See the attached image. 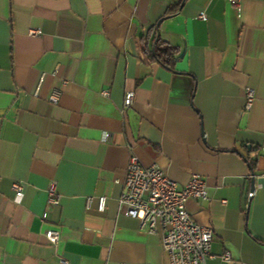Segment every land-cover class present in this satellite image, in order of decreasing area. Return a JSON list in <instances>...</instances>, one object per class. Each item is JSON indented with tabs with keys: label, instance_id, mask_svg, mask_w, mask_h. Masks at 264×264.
<instances>
[{
	"label": "crops",
	"instance_id": "0c3cea01",
	"mask_svg": "<svg viewBox=\"0 0 264 264\" xmlns=\"http://www.w3.org/2000/svg\"><path fill=\"white\" fill-rule=\"evenodd\" d=\"M263 145L264 0H0V264H169L119 211L131 154L206 179L187 203L214 233L206 264H264Z\"/></svg>",
	"mask_w": 264,
	"mask_h": 264
},
{
	"label": "built area",
	"instance_id": "2783aa9c",
	"mask_svg": "<svg viewBox=\"0 0 264 264\" xmlns=\"http://www.w3.org/2000/svg\"><path fill=\"white\" fill-rule=\"evenodd\" d=\"M241 16L242 0H228ZM198 18L206 20L207 16L201 13ZM32 37L40 35V31L31 30ZM68 84L67 81L63 85ZM61 90L57 89L50 97V102L57 103ZM108 96V91L103 92ZM135 98L134 92H128L124 101V108H129ZM245 111L252 110L256 101V90L246 87L244 91ZM108 136V135H107ZM264 150V145H263ZM254 178V176L252 175ZM14 200L20 203L24 197V186L21 182L12 185ZM256 190L249 194L255 197ZM208 200L206 179L195 174L190 181L181 186L168 177L158 165L144 166L140 159L131 154L126 169V177L123 183V191L119 198V211L139 222L142 230L148 234H160L163 249L168 257L169 264H206L213 258L211 249L214 241V233L210 227H204L195 222L187 210L189 200ZM90 202V201H89ZM226 204V201H223ZM61 205V196L58 192V183L53 180L47 188V208H58ZM106 208V198L99 202V210ZM47 219V214L43 220ZM46 239L52 245L60 241L61 233L58 229L46 233ZM224 261H231L226 253ZM60 264H69L61 258Z\"/></svg>",
	"mask_w": 264,
	"mask_h": 264
},
{
	"label": "trees",
	"instance_id": "16d2710c",
	"mask_svg": "<svg viewBox=\"0 0 264 264\" xmlns=\"http://www.w3.org/2000/svg\"><path fill=\"white\" fill-rule=\"evenodd\" d=\"M181 1H183V0H181ZM168 51L170 52L171 50H170V49H168ZM170 57H172V55H170Z\"/></svg>",
	"mask_w": 264,
	"mask_h": 264
}]
</instances>
